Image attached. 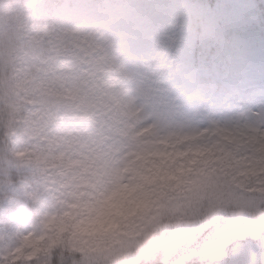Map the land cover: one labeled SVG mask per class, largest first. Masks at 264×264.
<instances>
[{"label": "clouds", "instance_id": "1", "mask_svg": "<svg viewBox=\"0 0 264 264\" xmlns=\"http://www.w3.org/2000/svg\"><path fill=\"white\" fill-rule=\"evenodd\" d=\"M67 2L140 5L152 22L134 58L119 53L128 78L107 71L99 37L35 47L31 0H0V264H180L189 234L264 227V199L239 205L264 192V134L249 126L261 105L169 106L232 70L212 40L225 0Z\"/></svg>", "mask_w": 264, "mask_h": 264}, {"label": "snow or ice", "instance_id": "2", "mask_svg": "<svg viewBox=\"0 0 264 264\" xmlns=\"http://www.w3.org/2000/svg\"><path fill=\"white\" fill-rule=\"evenodd\" d=\"M141 7L135 4L31 0L29 22L34 32L33 45L52 44L59 48L61 42L69 38L92 41L99 37L108 53L107 71L131 78L133 74L118 56L125 51L134 58L141 41V23L152 22L148 15L142 21L136 15ZM211 23L219 26L213 31L212 40L217 48L230 53L232 70L223 75L222 87L206 88L193 80L181 90L182 103L169 101V106L175 109L206 103L219 111H226L232 107L233 98L253 108L260 104L261 110L251 113L249 126L254 133L264 134V0L259 4L255 0H243L218 5L211 16ZM226 34L232 39L227 40ZM168 40H171L170 36ZM261 144L264 145V140ZM261 150L264 151V147ZM252 156H255V151H252ZM196 162L193 158V163ZM251 192V195L241 196V212L251 211L257 200L264 199V192L258 193L255 188ZM25 196L32 200L37 198L36 193L27 191ZM182 239L170 241L169 247L175 249ZM188 244L189 250L180 264H196L197 257L211 259L213 264H258V250L264 245V227L250 221L239 226L189 234Z\"/></svg>", "mask_w": 264, "mask_h": 264}, {"label": "rangeland", "instance_id": "3", "mask_svg": "<svg viewBox=\"0 0 264 264\" xmlns=\"http://www.w3.org/2000/svg\"><path fill=\"white\" fill-rule=\"evenodd\" d=\"M208 1H211V0H208ZM218 0H214V2L212 4H215L217 3ZM226 3H229V4H233V3H240V2H243V0H225ZM256 2V0H255ZM257 3V2H256ZM258 4V3H257Z\"/></svg>", "mask_w": 264, "mask_h": 264}, {"label": "trees", "instance_id": "4", "mask_svg": "<svg viewBox=\"0 0 264 264\" xmlns=\"http://www.w3.org/2000/svg\"><path fill=\"white\" fill-rule=\"evenodd\" d=\"M209 3H213L214 2V0H211V1H208ZM256 2L259 4V3H261V0H256Z\"/></svg>", "mask_w": 264, "mask_h": 264}]
</instances>
